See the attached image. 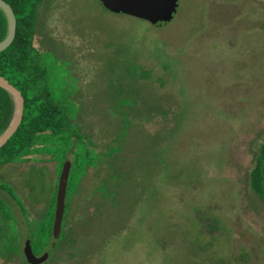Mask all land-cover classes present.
Returning <instances> with one entry per match:
<instances>
[{
	"label": "rangeland",
	"instance_id": "rangeland-1",
	"mask_svg": "<svg viewBox=\"0 0 264 264\" xmlns=\"http://www.w3.org/2000/svg\"><path fill=\"white\" fill-rule=\"evenodd\" d=\"M178 1L155 27L100 0H43L41 87L76 138L65 159L56 145L0 167L26 209L0 189L21 239L0 264H29L25 241L67 160L62 231L42 264H264L250 185L264 144V0Z\"/></svg>",
	"mask_w": 264,
	"mask_h": 264
},
{
	"label": "trees",
	"instance_id": "trees-1",
	"mask_svg": "<svg viewBox=\"0 0 264 264\" xmlns=\"http://www.w3.org/2000/svg\"><path fill=\"white\" fill-rule=\"evenodd\" d=\"M13 8L17 18V32L14 42L0 53V76L6 78L21 91L25 98L23 120L10 140L0 149V167L24 161L36 154H44L53 149L64 147V159L72 151L70 141L74 136L69 115L62 105L51 98L46 87H41L46 78L41 72L35 57L34 42L37 31L40 7L43 0H5ZM7 35V21L0 10V41ZM37 90V93L35 92ZM15 114L13 96L0 86V137L10 126ZM73 131L70 138H63ZM61 153V152H60ZM59 154V151H56ZM250 185L264 204V144L251 172ZM69 187V186H68ZM0 189L5 191L15 203L26 212L22 199L11 186L0 179ZM69 188L67 190V193ZM76 189L71 191L74 194ZM56 195L54 204L45 214L41 225L32 232L31 240L36 255L49 250L53 236ZM21 255V239L18 219L14 209L6 199L0 196V255Z\"/></svg>",
	"mask_w": 264,
	"mask_h": 264
},
{
	"label": "water",
	"instance_id": "water-1",
	"mask_svg": "<svg viewBox=\"0 0 264 264\" xmlns=\"http://www.w3.org/2000/svg\"><path fill=\"white\" fill-rule=\"evenodd\" d=\"M100 2L110 12L142 19L155 27H163L169 24L177 13L179 6L178 0H100ZM0 10L4 13L7 21V35L0 41L1 53L8 49L15 40L17 18L12 6L5 0H0ZM0 86L5 88L13 96L15 102V114L12 122L5 133L0 137L1 149L15 134L23 120L25 98L21 91L3 76H0ZM70 170L71 162L67 160L59 178L56 195L55 220L53 225V236L55 238H59L62 231ZM24 255L29 264H42L49 257L48 253L42 256H36L30 238L25 241Z\"/></svg>",
	"mask_w": 264,
	"mask_h": 264
},
{
	"label": "flooded vegetation",
	"instance_id": "flooded-vegetation-1",
	"mask_svg": "<svg viewBox=\"0 0 264 264\" xmlns=\"http://www.w3.org/2000/svg\"><path fill=\"white\" fill-rule=\"evenodd\" d=\"M32 241V240H31ZM23 253H24V249H23ZM35 253V252H34ZM46 252H43L42 254H40V255H36V256H42L43 254H45ZM25 256V255H24ZM25 260H26V258H25ZM27 262V261H26Z\"/></svg>",
	"mask_w": 264,
	"mask_h": 264
}]
</instances>
